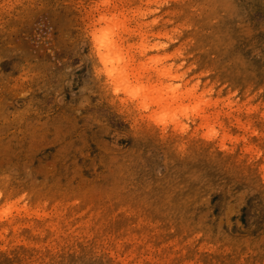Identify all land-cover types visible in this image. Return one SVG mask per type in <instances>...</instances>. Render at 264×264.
I'll return each mask as SVG.
<instances>
[{
  "label": "clouds",
  "instance_id": "1",
  "mask_svg": "<svg viewBox=\"0 0 264 264\" xmlns=\"http://www.w3.org/2000/svg\"><path fill=\"white\" fill-rule=\"evenodd\" d=\"M243 2L0 0V200L13 188L26 195L22 181L63 177V144L91 194L148 195L191 216L194 239L228 236L264 251V221L246 227L207 211L223 196L264 215V133L230 136L222 117L235 108L220 97L236 92L211 71L264 67V23ZM66 7L75 25L64 48H39L28 32ZM257 88L264 96V82ZM38 139L50 146L35 153ZM85 142L87 159L75 151Z\"/></svg>",
  "mask_w": 264,
  "mask_h": 264
},
{
  "label": "rangeland",
  "instance_id": "2",
  "mask_svg": "<svg viewBox=\"0 0 264 264\" xmlns=\"http://www.w3.org/2000/svg\"><path fill=\"white\" fill-rule=\"evenodd\" d=\"M243 7L256 26L264 23V0H244ZM74 18L70 7L42 17L44 27L30 30L28 38L39 48L45 43H60L64 48L63 36L75 25ZM50 29L55 30L51 41L47 39ZM211 71L216 77L213 83L222 79L236 92L235 97H220L229 112L235 108L231 116L222 117L228 121L230 136L248 138L264 133V96L259 97L257 88L264 82V67L253 65L245 72L231 67ZM250 94L252 100L248 101ZM48 146L38 139L35 153ZM88 147L85 142L75 151L87 159ZM57 155L65 161L63 177L45 174L43 179L22 181V187L29 185L26 195L18 196L19 189L13 188L0 200V264H235L240 259L261 264L264 260L258 242L241 247L228 236L194 239L193 218L151 196L91 194L82 175L84 166L68 147L62 144ZM77 173L80 177L73 179ZM7 207L11 212L6 215ZM207 211L215 213L217 221L231 217L246 227L264 221V215H258L259 205H238L223 196L214 197ZM248 247H252L251 255H246Z\"/></svg>",
  "mask_w": 264,
  "mask_h": 264
},
{
  "label": "bare ground",
  "instance_id": "3",
  "mask_svg": "<svg viewBox=\"0 0 264 264\" xmlns=\"http://www.w3.org/2000/svg\"><path fill=\"white\" fill-rule=\"evenodd\" d=\"M209 132L210 133H216V129L214 128V127H212V128H210L209 129ZM214 136V135H213ZM10 208L11 207H7L3 212L7 215V214H9L11 211H10ZM1 211V210H0Z\"/></svg>",
  "mask_w": 264,
  "mask_h": 264
},
{
  "label": "snow or ice",
  "instance_id": "4",
  "mask_svg": "<svg viewBox=\"0 0 264 264\" xmlns=\"http://www.w3.org/2000/svg\"><path fill=\"white\" fill-rule=\"evenodd\" d=\"M211 135H215V133H210Z\"/></svg>",
  "mask_w": 264,
  "mask_h": 264
}]
</instances>
